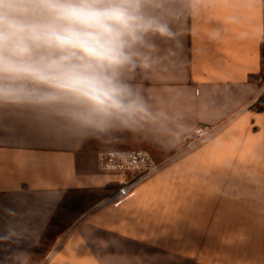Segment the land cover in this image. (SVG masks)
<instances>
[{
  "label": "crops",
  "instance_id": "crops-1",
  "mask_svg": "<svg viewBox=\"0 0 264 264\" xmlns=\"http://www.w3.org/2000/svg\"><path fill=\"white\" fill-rule=\"evenodd\" d=\"M179 31L138 80L158 126L74 145L0 122V264H264V0H203ZM199 126L216 136L177 157ZM109 150L168 165L101 205L130 177L100 169Z\"/></svg>",
  "mask_w": 264,
  "mask_h": 264
},
{
  "label": "clouds",
  "instance_id": "clouds-1",
  "mask_svg": "<svg viewBox=\"0 0 264 264\" xmlns=\"http://www.w3.org/2000/svg\"><path fill=\"white\" fill-rule=\"evenodd\" d=\"M202 2L0 0V122L74 145L158 126L164 114L138 80L154 73L163 44L183 47L179 25Z\"/></svg>",
  "mask_w": 264,
  "mask_h": 264
},
{
  "label": "built area",
  "instance_id": "built-area-1",
  "mask_svg": "<svg viewBox=\"0 0 264 264\" xmlns=\"http://www.w3.org/2000/svg\"><path fill=\"white\" fill-rule=\"evenodd\" d=\"M262 65L264 67V36L262 37ZM264 100V74L261 78L260 91L256 100L251 104L255 106L259 100ZM217 131L210 126H199L193 137L186 139L177 154V157L192 153L200 146L212 140ZM99 167L103 171L130 174L128 179L118 182L116 190L107 196L101 205L111 204L125 198L143 182L160 173L168 164L160 163L143 150H109L99 154Z\"/></svg>",
  "mask_w": 264,
  "mask_h": 264
},
{
  "label": "trees",
  "instance_id": "trees-1",
  "mask_svg": "<svg viewBox=\"0 0 264 264\" xmlns=\"http://www.w3.org/2000/svg\"><path fill=\"white\" fill-rule=\"evenodd\" d=\"M255 108L258 109L259 111L263 110L264 109V100L263 99L259 100V102L256 104Z\"/></svg>",
  "mask_w": 264,
  "mask_h": 264
}]
</instances>
